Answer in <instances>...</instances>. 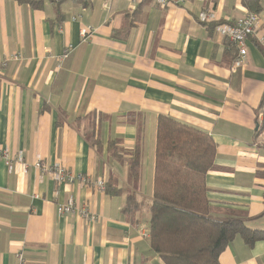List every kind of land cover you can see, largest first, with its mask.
Instances as JSON below:
<instances>
[{"label":"crops","instance_id":"obj_1","mask_svg":"<svg viewBox=\"0 0 264 264\" xmlns=\"http://www.w3.org/2000/svg\"><path fill=\"white\" fill-rule=\"evenodd\" d=\"M255 4L259 29L233 71L236 48L215 27ZM263 36L264 0H0V149L27 165L0 159V264H164L148 232L159 116L213 139L210 217L264 230ZM36 160L85 184H58ZM130 194L143 203L134 217L122 213ZM69 199L96 220L59 216ZM219 264H264V241L235 237Z\"/></svg>","mask_w":264,"mask_h":264},{"label":"trees","instance_id":"obj_2","mask_svg":"<svg viewBox=\"0 0 264 264\" xmlns=\"http://www.w3.org/2000/svg\"><path fill=\"white\" fill-rule=\"evenodd\" d=\"M253 8L251 13L259 11L256 4ZM215 153L208 134L170 117H158L148 232L151 250L164 264H219L220 254L235 237L249 247L264 241V230L249 229L238 219L218 222L210 217L205 177L213 169ZM139 168L137 148L129 162L134 181ZM256 174L264 179V172ZM142 205L130 194L122 213L134 217Z\"/></svg>","mask_w":264,"mask_h":264},{"label":"built area","instance_id":"obj_3","mask_svg":"<svg viewBox=\"0 0 264 264\" xmlns=\"http://www.w3.org/2000/svg\"><path fill=\"white\" fill-rule=\"evenodd\" d=\"M130 2H141L143 0H129ZM160 7H166L173 3V0H151ZM214 16L211 13H201L199 20L203 22L213 21ZM260 17L257 13L248 12L244 17L232 22L222 23L215 27L216 32L220 37L226 39L232 46L236 48L237 55L232 62L231 69L235 71L238 68L245 66L247 63V45L246 41L254 36L259 29ZM93 30L90 27L81 30V41L85 42L91 36ZM260 45H264V36L258 39ZM71 51L69 46L63 55L66 57ZM0 159L4 162L8 169H11L13 164L20 165L25 171L27 168L26 162L22 154L12 155L7 150L0 149ZM33 167L41 172L47 173L51 180L60 184L68 183L74 180L82 181L80 176H72L67 170L59 165L53 167L46 165L41 160H36ZM97 186L102 188V182L98 181ZM57 212L62 217H76L88 221L96 220L95 216L90 212L87 204H76L72 199H69L65 204L58 206ZM18 261L23 262L22 256L19 254Z\"/></svg>","mask_w":264,"mask_h":264},{"label":"rangeland","instance_id":"obj_4","mask_svg":"<svg viewBox=\"0 0 264 264\" xmlns=\"http://www.w3.org/2000/svg\"><path fill=\"white\" fill-rule=\"evenodd\" d=\"M83 179V178H82ZM79 182H81V183H84L85 184V178L83 179V182L82 181H79Z\"/></svg>","mask_w":264,"mask_h":264}]
</instances>
